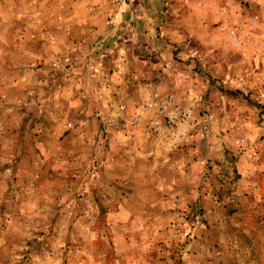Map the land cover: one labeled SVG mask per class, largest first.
I'll use <instances>...</instances> for the list:
<instances>
[{
    "label": "rangeland",
    "instance_id": "374dc122",
    "mask_svg": "<svg viewBox=\"0 0 264 264\" xmlns=\"http://www.w3.org/2000/svg\"><path fill=\"white\" fill-rule=\"evenodd\" d=\"M0 264H264V0H0Z\"/></svg>",
    "mask_w": 264,
    "mask_h": 264
},
{
    "label": "crops",
    "instance_id": "0c3cea01",
    "mask_svg": "<svg viewBox=\"0 0 264 264\" xmlns=\"http://www.w3.org/2000/svg\"><path fill=\"white\" fill-rule=\"evenodd\" d=\"M191 53H193V52H190L189 54H186V56H188V57H190V55H191ZM187 83V88L186 89H188L189 87H190V84H189V82L187 81L186 82ZM186 85V84H185ZM189 90V89H188ZM192 94L193 93H187V91H186V97H190V96H192Z\"/></svg>",
    "mask_w": 264,
    "mask_h": 264
}]
</instances>
